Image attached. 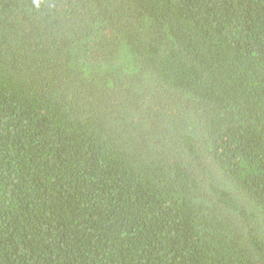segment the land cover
I'll list each match as a JSON object with an SVG mask.
<instances>
[{"label":"trees","instance_id":"trees-1","mask_svg":"<svg viewBox=\"0 0 264 264\" xmlns=\"http://www.w3.org/2000/svg\"><path fill=\"white\" fill-rule=\"evenodd\" d=\"M0 264H264V0H0Z\"/></svg>","mask_w":264,"mask_h":264}]
</instances>
